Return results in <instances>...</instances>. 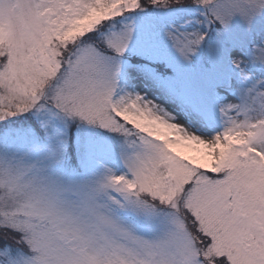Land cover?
<instances>
[{
    "label": "snow or ice",
    "instance_id": "snow-or-ice-1",
    "mask_svg": "<svg viewBox=\"0 0 264 264\" xmlns=\"http://www.w3.org/2000/svg\"><path fill=\"white\" fill-rule=\"evenodd\" d=\"M0 264H264V0H0Z\"/></svg>",
    "mask_w": 264,
    "mask_h": 264
}]
</instances>
